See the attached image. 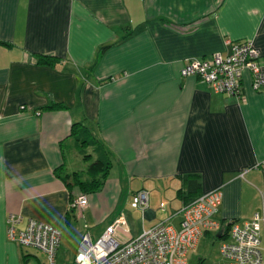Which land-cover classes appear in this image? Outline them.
Wrapping results in <instances>:
<instances>
[{
  "label": "crops",
  "instance_id": "1",
  "mask_svg": "<svg viewBox=\"0 0 264 264\" xmlns=\"http://www.w3.org/2000/svg\"><path fill=\"white\" fill-rule=\"evenodd\" d=\"M243 40L264 76V0H0V250L14 256L0 264H19L10 214L17 228H57L55 257L60 246L73 261L84 232L94 241L121 219L123 242L158 222L178 228L182 208L212 190L219 227L191 249L194 264L228 221L256 213L264 228V90L247 70L238 97L179 74L186 58ZM96 159L104 176L90 178ZM92 179L93 190L79 185ZM140 189L142 210L130 206Z\"/></svg>",
  "mask_w": 264,
  "mask_h": 264
},
{
  "label": "built area",
  "instance_id": "2",
  "mask_svg": "<svg viewBox=\"0 0 264 264\" xmlns=\"http://www.w3.org/2000/svg\"><path fill=\"white\" fill-rule=\"evenodd\" d=\"M228 52L211 53L199 58H186L180 67V76L192 75L207 83L215 92L240 96L241 77L244 70L251 76V89L264 90V76L257 63L258 52L250 40L229 42ZM220 202V191L212 190L194 199L181 210L178 228L158 222L134 238L120 242L114 231L123 220L116 219L94 241L84 232L74 256L73 264H187V252L195 247L205 231L219 227L214 218ZM86 204L85 195H78L70 202L71 208ZM130 206L144 209L147 191L132 194ZM264 211V208H263ZM263 216L256 213L249 221L232 222L227 238L218 248L221 264H264V228L260 226ZM21 217H6V238L19 246L31 247L45 255V264H54L60 232L40 220L29 218L17 228Z\"/></svg>",
  "mask_w": 264,
  "mask_h": 264
},
{
  "label": "rangeland",
  "instance_id": "3",
  "mask_svg": "<svg viewBox=\"0 0 264 264\" xmlns=\"http://www.w3.org/2000/svg\"><path fill=\"white\" fill-rule=\"evenodd\" d=\"M210 233L214 236L216 234V230H211ZM114 238L119 241L116 235ZM221 240L219 239H207L202 247H198V254L200 257H203L202 264H211L219 258L218 248ZM18 246V245H17ZM19 256L17 263L19 264H45V256L39 251L30 248V247H21L18 246ZM194 250H189L186 255L187 264H194L196 261V255H192ZM14 261V256L10 252H6L0 250V259L2 258ZM72 254L66 252L62 248H58L57 255L54 260V264H72Z\"/></svg>",
  "mask_w": 264,
  "mask_h": 264
},
{
  "label": "trees",
  "instance_id": "4",
  "mask_svg": "<svg viewBox=\"0 0 264 264\" xmlns=\"http://www.w3.org/2000/svg\"><path fill=\"white\" fill-rule=\"evenodd\" d=\"M55 60H56L55 58H50V57L47 58V57H44V56L39 57L37 59V61L39 63L46 64V65H50V64L54 63ZM81 143L83 144L84 142H81ZM105 167H106L105 163H103L99 159H96V160H94V161L89 163V165L87 166L86 172L91 176L90 178H92L96 174H102L103 175V171H104ZM94 181L95 180L92 179L91 181L88 182V184L87 183H83V182H79V185H81L84 190H86L85 187H87L88 190H93V189H95L97 187V185H96L97 182L96 181L94 182ZM232 222H233L232 220L228 221L225 224V228L228 229L229 225Z\"/></svg>",
  "mask_w": 264,
  "mask_h": 264
}]
</instances>
